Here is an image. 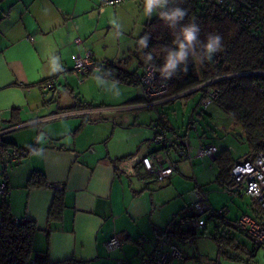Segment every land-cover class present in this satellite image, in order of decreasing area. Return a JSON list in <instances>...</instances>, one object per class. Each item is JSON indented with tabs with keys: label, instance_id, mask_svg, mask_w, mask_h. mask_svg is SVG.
<instances>
[{
	"label": "crops",
	"instance_id": "crops-1",
	"mask_svg": "<svg viewBox=\"0 0 264 264\" xmlns=\"http://www.w3.org/2000/svg\"><path fill=\"white\" fill-rule=\"evenodd\" d=\"M107 7L100 0H0V140L14 142L21 149L35 144V149L20 156V163L11 162L6 169L10 193L0 198V207L6 203L13 217L35 222L34 253L45 255L50 263L114 264L118 251L130 243L138 245L137 258L151 251L157 230L175 215V203L184 192L183 177L193 175L198 185L207 172L206 159L215 163L214 157L195 155L200 144L216 146L200 138L193 117L197 111H192L187 131H179L164 112L154 108L193 90L145 107L138 83L114 80L99 71L77 79L74 54L84 56L90 51L94 58L107 56L111 45L105 37L97 38L110 27ZM77 38L80 43L75 42ZM116 49V59L102 60L141 72L139 59L132 66L131 59L124 58L122 45ZM45 80L52 84L43 93L40 84ZM100 82L113 87L107 97L110 102L102 97L97 102L89 91L90 84ZM129 85L140 93L133 95ZM199 91L198 104L203 95ZM146 108L154 109L156 116L146 118L140 112ZM157 118L165 122L169 133L185 138L193 156L191 161L181 158L172 148L170 157L178 170L160 181V186L150 183L155 178L140 163L142 156L156 149L151 147L150 123ZM14 119L19 123H12ZM191 122L196 128L190 127ZM6 151L13 154L10 147ZM33 171L44 174L46 186H26ZM231 183L230 178L221 188L239 195L226 190ZM57 191L62 193L63 207L59 215L50 216ZM190 197L193 203V191ZM242 214L251 213L242 211L235 218ZM113 235L122 239L121 246L107 250L105 243ZM139 243L149 249L142 251Z\"/></svg>",
	"mask_w": 264,
	"mask_h": 264
},
{
	"label": "trees",
	"instance_id": "trees-1",
	"mask_svg": "<svg viewBox=\"0 0 264 264\" xmlns=\"http://www.w3.org/2000/svg\"><path fill=\"white\" fill-rule=\"evenodd\" d=\"M231 4L235 6L234 11L229 10ZM174 7L183 8L188 14L180 25L170 28L161 17V12ZM247 10L253 14L251 25L239 28L238 24L242 21L243 16H246L245 11ZM193 21L199 25V40L201 42H204L210 33L219 34L222 37L221 61L218 65H213L212 59L201 62L198 57L190 55L187 64H179L171 77H168L161 69L169 53L178 50L176 39L178 41L183 39L182 36L176 34L183 25ZM258 24L264 25V0H225L224 4H218L217 0H169L166 8H163L156 17L145 24L132 51L138 56L140 68L145 62L163 75V79L169 87V95L188 90L215 76H223L186 95L199 90L204 93L207 86L216 88L218 97L215 103L241 125L248 146L247 155L250 159L256 157L260 152H264V75L237 73L264 70V36H262L264 32L262 34L254 32L255 26ZM145 36H148V40L146 46L142 47L139 41ZM196 47L200 52L201 44H197ZM148 54H151L153 58L147 59ZM200 55L202 56L203 53L201 52ZM94 60L98 61L95 58ZM98 62L104 64L102 70L99 71L101 75L118 81L137 83L136 78L139 73L127 71L114 61ZM228 74L233 75L225 76ZM257 86H260L262 90H259ZM11 122L19 123L15 119ZM177 146L172 148L177 150L179 156ZM9 147L13 149V154L22 157L35 149V144L21 149L14 142L0 140V157L7 153L6 150ZM214 162L218 168L215 182L218 186L223 187L230 179L231 167L238 160L232 157L228 149H221L215 154ZM46 185L45 176L40 171H33L26 182L27 187ZM62 207V193L57 191L53 197L49 215H59ZM209 209L212 212L205 218V227L208 220H212L217 230L221 231L219 228H227L229 224L226 223L227 221H235L238 218L233 220L226 218L225 209H221L220 214H217V210L211 207ZM180 212L181 210L164 228L157 230L156 239L175 238L184 243L196 237L197 228L180 226L181 221L187 219L186 216L177 219ZM0 214V264H28L31 257H34L38 264H54L48 262L45 255L34 253L33 239L37 232V226L33 220L17 218L19 221L15 223V217L11 215L6 203H2ZM260 214L261 211L252 202L251 215L259 218ZM222 232H226L227 235L230 231L222 230Z\"/></svg>",
	"mask_w": 264,
	"mask_h": 264
},
{
	"label": "rangeland",
	"instance_id": "rangeland-1",
	"mask_svg": "<svg viewBox=\"0 0 264 264\" xmlns=\"http://www.w3.org/2000/svg\"><path fill=\"white\" fill-rule=\"evenodd\" d=\"M146 7V0H127L120 4L107 7L109 10L110 27L107 31L99 32L97 38L105 37L106 43L113 46V50L109 46L105 54L107 56L98 55V57H95L98 61H103L102 59L105 58L108 60L116 59L114 52H117L116 47L120 44L122 45V50L125 51L126 56L124 58H127V61L131 59L129 63L136 67L138 58L131 50L135 48L137 37L143 32L145 24L156 17L163 9L153 8L151 14H149L146 11ZM128 48L131 49L130 52L127 51ZM74 86L78 87L75 83ZM89 87L92 95L96 96L95 99H97V102L101 101L99 97L107 99L109 102L111 101L107 97L114 90L112 89L113 87L108 86V83L107 85L101 84V82L95 85L90 84ZM127 88L133 95L140 93L135 85H129ZM105 94L107 96H104ZM199 95L200 91L187 96H179V98L172 102L163 105L158 104L159 106L156 105L154 108L155 110L164 112L172 125L180 127L179 131L185 130L192 111H197V113L193 114V117L197 123V129L202 141L215 143L218 150L224 148L229 149L232 157L238 161L247 159L248 146L241 125L236 123L223 109L213 104L203 111L200 106V100L198 104ZM155 110L146 108L140 110V112L143 111L146 118H148L156 116ZM202 132H204V135ZM151 144L152 148H157L155 144ZM206 160L207 172L199 178L198 185L193 175L188 178L183 177L182 179L185 190L182 188L184 192L180 196L179 201L175 203L176 212L174 213L176 214L180 208L183 209H181V214H178L177 219L182 216L190 218V216L196 214L192 207L193 203L190 193L198 190L200 185L208 193L209 206L215 210L225 209V215L228 219L233 220L242 211L251 213V198L248 196L241 197L235 193L223 191L215 182L218 173L217 166L210 158ZM160 181L151 179L150 183L155 186H160L162 184ZM184 201H187V204H183ZM180 204L183 205L180 206ZM219 229L221 231L217 230L212 220H208L205 229L196 230V237L193 240H188L180 244L186 254H194L197 258L212 261L215 264H264V249L253 251L250 240L244 234L229 227ZM222 230H229L228 236ZM139 244V246L144 247L142 251L149 249L147 248V244ZM137 250L138 245H133L132 243L127 244L124 249L118 251L114 259V264L134 263L137 259Z\"/></svg>",
	"mask_w": 264,
	"mask_h": 264
},
{
	"label": "built area",
	"instance_id": "built-area-1",
	"mask_svg": "<svg viewBox=\"0 0 264 264\" xmlns=\"http://www.w3.org/2000/svg\"><path fill=\"white\" fill-rule=\"evenodd\" d=\"M104 5H117L127 0H100ZM218 4H224L225 0H217ZM255 7V6H254ZM229 10L234 11L235 6L229 5ZM238 15V13H237ZM235 14V16H237ZM242 21L238 24L241 28L251 25L253 14L251 11H245ZM256 34L264 32V25H256L254 28ZM264 36V35H262ZM76 43H80L81 39H75ZM221 50L212 56L213 65H218L221 61ZM73 70L79 81L82 80V74L94 71H101L103 63L95 61L90 51L84 56L74 54ZM259 74L264 75V70L243 71L237 74ZM233 74H228L229 76ZM223 76H215L203 83L209 85L211 82ZM136 81L141 90L143 98L142 106H154L160 102H164L172 95L168 94V84L163 79V75L158 73L154 67L148 63H142L141 72L137 75ZM51 80H45L40 84L43 93H46L51 86ZM258 87V86H257ZM259 90L262 88L259 86ZM218 97V90L214 87L207 86L200 99L202 110H206L210 105L214 104ZM153 136L151 142L157 148L141 157L140 163L146 173L153 176L156 180H165L178 170L177 163L170 157V149L177 146L178 154L190 161L193 159L187 149V141L183 137H176L169 133L168 126L161 119L157 118L150 123ZM190 127L196 128V125L190 124ZM5 130V129H4ZM3 131V130H0ZM218 152L217 146L213 144H200L196 148L195 155L197 157H214ZM3 165L0 168V198L5 199L10 193V185L6 177V169L11 162L20 163L21 158L11 153L2 154L0 157ZM229 177L232 180L231 185L226 188L227 191L237 192L240 196H248L252 202L261 211L260 217L257 218L251 214H242L235 221H227V227L244 234L250 240L252 250L264 249V152H260L254 158H247L236 162L229 171ZM195 200L193 208L196 212L194 217H190L181 221L180 226L185 228L202 229L205 227V218L211 214L208 204V193L202 188L194 191ZM222 210H217L220 214ZM1 221V214H0ZM18 219L14 218V222L18 223ZM181 242L175 238H158L153 248L149 252H141L137 261L134 263L126 262L125 264H215L212 261L197 258L194 254L188 255L182 248ZM107 250H113L121 246V241L116 235L111 236L105 243ZM188 262V263H186ZM28 264H38L34 257H31ZM54 264H73L71 260H65Z\"/></svg>",
	"mask_w": 264,
	"mask_h": 264
},
{
	"label": "clouds",
	"instance_id": "clouds-1",
	"mask_svg": "<svg viewBox=\"0 0 264 264\" xmlns=\"http://www.w3.org/2000/svg\"><path fill=\"white\" fill-rule=\"evenodd\" d=\"M169 0H146V11L151 14L153 8H166ZM187 11L180 7H174L170 10L161 12V17L168 23L170 28H176L180 25L184 18L187 16ZM200 28L194 21L185 24L181 27L176 35L183 37L182 40L175 41L178 50L170 52L166 58L161 71L168 77L177 69L179 64H187L189 56L198 57L201 62L204 60H211L212 56L221 50L222 37L219 34L210 33L207 35L206 40L201 42L199 40ZM148 36L142 37L139 41L142 47L146 46ZM197 44H201V51L198 52ZM203 53L201 56L200 53ZM151 54L147 55V59H152Z\"/></svg>",
	"mask_w": 264,
	"mask_h": 264
},
{
	"label": "water",
	"instance_id": "water-1",
	"mask_svg": "<svg viewBox=\"0 0 264 264\" xmlns=\"http://www.w3.org/2000/svg\"><path fill=\"white\" fill-rule=\"evenodd\" d=\"M204 84H205V83H201V84H199V85H197V86H194V87H192V88H190V89H188V90H185V91L195 90V89H197V88H200V87L203 86ZM185 91H183V92H185ZM180 93H182V92H180ZM180 93H178V95H179Z\"/></svg>",
	"mask_w": 264,
	"mask_h": 264
}]
</instances>
